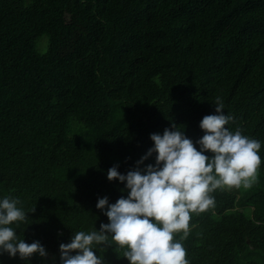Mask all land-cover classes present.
<instances>
[{
    "label": "trees",
    "instance_id": "16d2710c",
    "mask_svg": "<svg viewBox=\"0 0 264 264\" xmlns=\"http://www.w3.org/2000/svg\"><path fill=\"white\" fill-rule=\"evenodd\" d=\"M59 8L84 9L85 26ZM217 102L226 127L260 141L261 164L251 186L214 190L180 242L189 264H264V0H0V198L26 213L9 225L18 239L47 251L0 264H59V244L107 223L97 199L127 196L107 170L137 167L172 126L198 147Z\"/></svg>",
    "mask_w": 264,
    "mask_h": 264
},
{
    "label": "clouds",
    "instance_id": "9594fccd",
    "mask_svg": "<svg viewBox=\"0 0 264 264\" xmlns=\"http://www.w3.org/2000/svg\"><path fill=\"white\" fill-rule=\"evenodd\" d=\"M217 102L212 114L205 115L198 127L203 135L195 142L176 126L163 134H150L152 146L126 174L117 166L107 170L108 181L124 184L115 203L98 198L95 207L107 218L99 230L77 231L69 242L58 246L59 264H103L96 246L115 245L123 249L128 264H189L181 240L189 235L192 213L214 206V190L251 186L261 164L260 141L243 135L239 128L226 127L232 116ZM155 153L154 163L139 165ZM205 153H210L206 155ZM18 199L0 198V254L28 259L44 258L45 247L36 240L18 239L13 222L26 219ZM106 208V210H105ZM179 235V239L174 236ZM112 244H108V238ZM75 253V254H73Z\"/></svg>",
    "mask_w": 264,
    "mask_h": 264
},
{
    "label": "rangeland",
    "instance_id": "374dc122",
    "mask_svg": "<svg viewBox=\"0 0 264 264\" xmlns=\"http://www.w3.org/2000/svg\"><path fill=\"white\" fill-rule=\"evenodd\" d=\"M58 17L61 24L75 23L82 26L86 24V12L84 9H68L59 8ZM46 37H41L38 39L36 46L39 52H44L46 50Z\"/></svg>",
    "mask_w": 264,
    "mask_h": 264
},
{
    "label": "water",
    "instance_id": "95a60500",
    "mask_svg": "<svg viewBox=\"0 0 264 264\" xmlns=\"http://www.w3.org/2000/svg\"><path fill=\"white\" fill-rule=\"evenodd\" d=\"M58 240L62 242V241H64V238L63 237H58Z\"/></svg>",
    "mask_w": 264,
    "mask_h": 264
}]
</instances>
